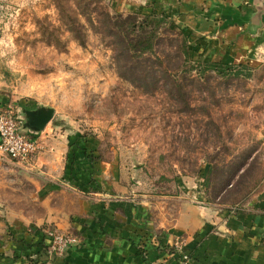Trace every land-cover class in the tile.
I'll return each instance as SVG.
<instances>
[{
    "label": "rangeland",
    "instance_id": "1",
    "mask_svg": "<svg viewBox=\"0 0 264 264\" xmlns=\"http://www.w3.org/2000/svg\"><path fill=\"white\" fill-rule=\"evenodd\" d=\"M164 4L0 0V107H11L18 117L22 110L53 109L46 126L54 130L34 135L41 147L35 169L19 168L0 150L7 159L0 173L21 187L10 190L11 208L38 212L29 203L34 185L24 177L46 182L48 170L55 174L62 157L75 159L77 153L112 163L117 184L141 196L199 190L207 203L232 207L259 193L264 175L260 74L245 69L220 74L188 64L176 79H160L149 88L119 75L112 41L100 27L102 15L165 13ZM170 39L163 34L159 49L173 56L177 43Z\"/></svg>",
    "mask_w": 264,
    "mask_h": 264
},
{
    "label": "crops",
    "instance_id": "2",
    "mask_svg": "<svg viewBox=\"0 0 264 264\" xmlns=\"http://www.w3.org/2000/svg\"><path fill=\"white\" fill-rule=\"evenodd\" d=\"M163 1L192 55L264 81V0ZM39 159L16 166L32 171ZM5 161L0 155L1 170ZM113 167L77 153L62 157L55 174L48 170L46 182L24 177L34 185L29 203L38 212L10 207V190L21 187L0 173V264H44L47 229L76 241L52 264H264V175L253 199L225 207L207 203L199 190L161 197L127 192Z\"/></svg>",
    "mask_w": 264,
    "mask_h": 264
},
{
    "label": "trees",
    "instance_id": "3",
    "mask_svg": "<svg viewBox=\"0 0 264 264\" xmlns=\"http://www.w3.org/2000/svg\"><path fill=\"white\" fill-rule=\"evenodd\" d=\"M102 16L100 27L112 41L118 73L131 84L145 88L156 86L160 79H176L181 67H202L220 74H224V71H242L241 67L194 60L185 33L165 13L151 10L149 13H104ZM163 34H170V42L177 43L173 56L159 49ZM207 183L205 178V186Z\"/></svg>",
    "mask_w": 264,
    "mask_h": 264
},
{
    "label": "built area",
    "instance_id": "4",
    "mask_svg": "<svg viewBox=\"0 0 264 264\" xmlns=\"http://www.w3.org/2000/svg\"><path fill=\"white\" fill-rule=\"evenodd\" d=\"M23 122L13 112L11 107H0V150L2 153L20 162H29L40 153L41 147L36 136L22 130ZM48 245L46 247L47 261L63 256L75 243V239L67 234H61L53 229L46 230ZM180 249V241L174 243Z\"/></svg>",
    "mask_w": 264,
    "mask_h": 264
},
{
    "label": "water",
    "instance_id": "5",
    "mask_svg": "<svg viewBox=\"0 0 264 264\" xmlns=\"http://www.w3.org/2000/svg\"><path fill=\"white\" fill-rule=\"evenodd\" d=\"M52 117L53 109L39 107L35 110H22V115L19 119L23 122L22 130L32 135H38L44 131Z\"/></svg>",
    "mask_w": 264,
    "mask_h": 264
}]
</instances>
